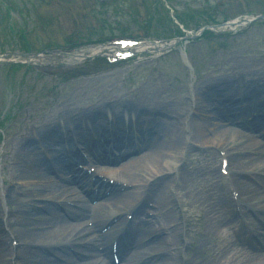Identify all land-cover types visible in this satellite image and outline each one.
I'll use <instances>...</instances> for the list:
<instances>
[{
  "label": "rangeland",
  "instance_id": "374dc122",
  "mask_svg": "<svg viewBox=\"0 0 264 264\" xmlns=\"http://www.w3.org/2000/svg\"><path fill=\"white\" fill-rule=\"evenodd\" d=\"M259 14H264V0H0V123L2 122L0 128L5 129L4 142L0 143V212L3 210L9 213L11 209L14 214L11 216L13 226L7 229L20 233L31 230L30 226L20 227L15 222L17 219L26 220L25 215L16 214V211L25 205L24 202L19 198L11 201L8 195L14 197L19 195L21 198L23 194H20V190L30 193L27 185L22 184L30 180L25 177V173H22L21 177L18 176L19 178L14 175L12 164L15 161L16 150H13L12 138L15 135L14 138L18 137L19 132H30L33 118L41 113H51L50 108L57 100L62 97L71 98L68 95L78 87L83 88L82 94L85 95L80 96L82 103L80 106L86 107L102 94L112 98L121 97L120 101H124L130 99L134 91L143 87L149 90L157 88V98H166L171 104L178 102L175 107L180 114L173 112V115H165L163 119L176 120L185 126L183 135L187 147L191 140L188 118L192 117L196 107L193 100L202 75L216 67L234 65L233 57L245 61L246 64H257L253 71L262 72L264 20L231 28L221 26L226 22L242 21ZM209 22L214 25L207 29L213 30L214 35H207L209 38L200 35L179 41L177 46L165 52L135 54L131 56V61L124 60L113 65L93 59L94 55L90 56L96 45L110 37H128L130 39L124 40L135 38L134 41L139 39L153 43L178 36L186 31V27L191 28L187 34L194 35L198 26ZM26 47H31L30 54L37 55L27 57ZM52 50H57L60 54L52 55ZM4 52L9 53L5 58L1 55ZM83 55L87 57L81 60L84 58ZM221 72H210L208 75L216 76ZM229 74L231 78L238 77L235 72L230 71ZM263 82L264 74L254 75L248 79V83L254 88L261 86ZM260 90L262 87L257 89ZM237 93L234 95L239 96ZM261 95L264 94L257 96ZM236 102L238 105V101ZM151 107H154L153 104ZM208 113L215 115L210 116L211 121H220L216 120L217 113L211 111ZM186 117L187 122L184 120ZM197 120L202 121L201 118ZM238 129L241 133L246 131L245 128ZM259 137L257 139L263 141ZM243 140L231 143L232 149H237L242 143L244 145ZM194 146L196 145L189 146L191 153L188 165L182 166L183 163L180 166L179 172L181 176L183 175L181 181L170 180L172 177L168 179L167 184L173 182L172 192L181 201L178 209L182 211V205L186 204L183 211L192 216L195 231L202 234L213 233L214 224L200 212L199 198L204 193V186L214 183L215 196L220 201V208L230 210V216L234 213L230 190L244 193L242 190L244 180H248L242 179L240 180L242 182L236 184L229 175L223 176L220 169L223 154L218 148ZM233 151L230 153L237 152ZM143 153L141 150L132 155L138 156ZM237 158H241L244 164L231 162L230 173L241 169L242 172L260 179V174L264 173L262 169L264 155L242 151L237 154ZM220 180L224 181L229 189L225 183L221 184ZM250 186L255 185L246 184L245 187ZM41 192L43 197L49 194L47 191ZM244 196L251 202L264 206V190L260 193L245 192ZM74 221L76 220H72L71 223ZM237 221L235 216L230 220L236 224ZM227 228L228 224H224L225 236H228L229 232L232 236V229ZM34 230L43 233L45 228ZM12 238H4L10 253L17 251L24 257L15 256L16 264H37L46 252L39 246L36 249L28 247V243L20 237H16L15 240ZM173 239L174 237L168 238L169 241ZM4 241L0 246L4 245ZM193 241L196 247L192 251L189 250L190 258L194 255L203 256V250L211 249V240L209 241L207 236H193ZM56 242L60 244L61 240ZM8 251L5 249L4 253ZM63 255L69 256V252L64 251ZM48 256L47 258H51ZM88 262L89 260H86L81 264ZM223 263L224 254L220 260L210 264Z\"/></svg>",
  "mask_w": 264,
  "mask_h": 264
},
{
  "label": "bare ground",
  "instance_id": "6f19581e",
  "mask_svg": "<svg viewBox=\"0 0 264 264\" xmlns=\"http://www.w3.org/2000/svg\"><path fill=\"white\" fill-rule=\"evenodd\" d=\"M143 47H145L143 44H138L136 48L140 50ZM101 49L102 47L93 48L92 52L96 53ZM106 49L108 48H104L103 51ZM233 59L235 60L234 65L216 67L202 75L201 81L197 86V94L193 100L196 107L188 121L191 126L190 145L209 149L219 148L221 151H228L229 153L233 150L237 151L229 154L228 161L236 162L240 165L244 164V161L241 158H237V154L242 153V151L257 152L258 150L255 147L264 144V141L255 140L253 135L243 134L238 129L244 127V125L240 107H235L238 99L234 96V91L235 87H237L238 91H241L242 96L250 99L248 100L250 106L256 109L248 114V117L253 119V124H250L253 129L257 132L264 130V95L256 96L254 93H250L248 89L244 90V88L248 87L249 78L254 75L262 76L264 74V66H262L263 73L254 72L253 69L257 67V64H246L245 61L236 57H233ZM222 70L223 72H221ZM230 71L237 73L238 77L231 78ZM210 72H221V74L210 77L208 75ZM260 87L263 88L264 84L258 86L257 89ZM82 92L83 88L78 87L71 92L72 94L68 95L71 98L62 97L57 100L50 108L51 113H41L32 119V133L23 131L18 133V137L14 138L15 135L12 138V140L14 139L13 146L16 149V161L12 166L14 175L19 178L22 173H25V177L30 179L29 182L22 183L27 185L30 193L20 190L25 195L23 199L26 204L19 211H23L26 214V220L17 219L16 221L31 228V230H26L24 233H13L15 237H20L30 245H44L50 242L55 244L57 240L68 242L69 244L77 243L80 236L88 235V231L90 232V228L85 225L86 221H92L95 230L101 232V229L109 221H114L115 218L119 220L117 213L124 211L128 216L129 213L139 212L141 209L134 205L142 194L145 195V202L146 200H154L159 205L160 210L175 205L176 201L173 200L171 194L173 182L169 184L167 182L163 183L158 194L154 193L156 188L151 189L150 196L146 190L151 185L156 186L163 180L167 181L171 174H175L178 171V163L183 159L182 150L186 144L183 135L185 126H182V123L176 120H164L162 115V113H166L167 116H171L173 112L179 113L175 107L178 102L171 104L166 98L156 97L157 88L149 90L143 87L134 91L130 99L120 101L121 97L114 96L112 98L102 94L101 97L93 100L94 102L89 107H86L80 106L82 104L80 96H85ZM152 104L154 109L157 107L160 109L158 111H162L156 118L151 117L150 109ZM205 107L208 109L215 108L212 110L220 112L216 114L218 115L217 118H221L220 121L214 122L208 118L203 119L202 114H205ZM221 107L222 109H220ZM206 116L210 117L211 115H208L207 112ZM198 118H202V122L197 121ZM99 119L101 121H98ZM184 120L187 122V117ZM223 126H226V128H223ZM126 130L129 131L128 134ZM260 134L263 135L264 131ZM239 139H244V145L242 143L237 149H232L231 143H235ZM142 147L144 152L142 155H132ZM80 149L88 152L92 151L95 154L94 158L90 160L91 164L89 163L88 166L97 168L94 176L102 175L106 178V181L96 178L95 183L99 184L98 198L105 195L107 197L99 200L94 205H91V201L94 199L91 190L94 184L91 182L92 177L82 173L78 166L69 169L75 166L77 161L84 160L79 156ZM42 152L54 153L52 155L53 167L48 166L47 157H43ZM260 152L262 153L263 151ZM118 159H121L120 163ZM89 169L86 168V170ZM52 172H58V174L54 175ZM244 174L241 169H236L232 174L233 181L242 182L240 179H243ZM261 175L264 177V173H261ZM174 179L177 180L176 178ZM259 181L264 187V179ZM77 182L85 186L86 198L84 196L80 197L75 193L76 191H72ZM248 183L244 182V187H242L244 193L242 195H245V192L248 194L263 191L254 186L245 187ZM125 186H127L126 190L121 191ZM128 186L133 187L129 189ZM41 191H47L49 194L43 197ZM8 197L11 201L19 198L10 194ZM36 198H39L38 200L42 199L43 202L36 203L33 201ZM70 198L78 201L81 208L80 210H69V217L59 213L51 203L44 200H67ZM211 199L204 201L211 208L207 212L211 214V220L220 222V226L226 224L225 215L220 217V211L216 208L217 203L215 201L211 202ZM107 209L110 211H107ZM134 209L136 210L135 212ZM89 210L93 211V215L92 218L87 220L86 213ZM144 217L147 219H144L143 223L147 224L148 216L144 214ZM161 217L160 214H154L155 223H160ZM0 218H2L0 219L1 236L2 223L6 218L4 212H0ZM126 218L122 219L121 217L117 225L122 226L125 224ZM166 218L169 221L173 220L172 223L165 225L167 228L171 224L178 222L179 216L175 207L170 210ZM70 219L77 222L71 223ZM208 221L210 222V220ZM48 227H52V229ZM34 228H45V231L43 233L36 232ZM149 228L151 229V227ZM176 229L171 235L180 245L183 224H180V230ZM164 232L165 228L162 227L158 233L151 229L146 235L145 233L141 237L138 235L130 243L134 249L131 257L121 264H174L178 259L176 260L174 255H172V258H168V255H166L171 247L167 237L163 236L161 237L162 240L156 241L158 245L163 244L164 249H157L151 245L155 241H150V237L154 233H156L155 236H161ZM113 234L115 232L112 233V230H110V233L100 235L102 245H104V256L106 257H112V247L109 246V241ZM131 234H133V238L136 231H132L129 226H126V230L121 235L122 237H119L123 244H128V237ZM208 238L214 240L211 236H208ZM145 239L147 240L145 241ZM0 248V264H13L11 258L16 255L22 258V255L18 252L17 254L10 253V249L5 244ZM3 249H8L9 251L4 253ZM79 250L84 255L91 257L92 260L86 264H108L106 260L97 258L96 245H90L87 249ZM211 251V249H206L204 252ZM125 252L126 249L122 245L118 252V257L122 259ZM203 258H206V260ZM203 258L198 260L197 264H209V260L214 262L218 255L207 257L203 254ZM41 262H44V260L41 259ZM44 263L47 264L49 262L45 261ZM251 264L257 263L251 262Z\"/></svg>",
  "mask_w": 264,
  "mask_h": 264
},
{
  "label": "water",
  "instance_id": "95a60500",
  "mask_svg": "<svg viewBox=\"0 0 264 264\" xmlns=\"http://www.w3.org/2000/svg\"><path fill=\"white\" fill-rule=\"evenodd\" d=\"M9 53H6L4 55H2L4 58L8 56ZM14 55V54H13Z\"/></svg>",
  "mask_w": 264,
  "mask_h": 264
},
{
  "label": "trees",
  "instance_id": "16d2710c",
  "mask_svg": "<svg viewBox=\"0 0 264 264\" xmlns=\"http://www.w3.org/2000/svg\"><path fill=\"white\" fill-rule=\"evenodd\" d=\"M207 34V33H206Z\"/></svg>",
  "mask_w": 264,
  "mask_h": 264
}]
</instances>
